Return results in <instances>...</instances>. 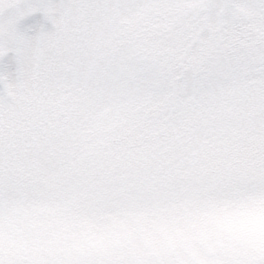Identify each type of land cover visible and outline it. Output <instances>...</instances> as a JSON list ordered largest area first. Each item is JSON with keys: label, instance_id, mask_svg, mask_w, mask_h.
Listing matches in <instances>:
<instances>
[{"label": "snow or ice", "instance_id": "obj_1", "mask_svg": "<svg viewBox=\"0 0 264 264\" xmlns=\"http://www.w3.org/2000/svg\"><path fill=\"white\" fill-rule=\"evenodd\" d=\"M10 52L0 264H264V0H0Z\"/></svg>", "mask_w": 264, "mask_h": 264}, {"label": "rangeland", "instance_id": "obj_2", "mask_svg": "<svg viewBox=\"0 0 264 264\" xmlns=\"http://www.w3.org/2000/svg\"><path fill=\"white\" fill-rule=\"evenodd\" d=\"M37 21L44 23L42 13H36L33 16L24 20L21 24V29L23 30L27 26L35 24ZM47 27L51 28V25L47 24ZM34 34H35L34 32H29V35H34ZM16 69H17V63L14 53L10 52L6 57L0 60V71L8 72L13 79L15 78L16 75Z\"/></svg>", "mask_w": 264, "mask_h": 264}]
</instances>
